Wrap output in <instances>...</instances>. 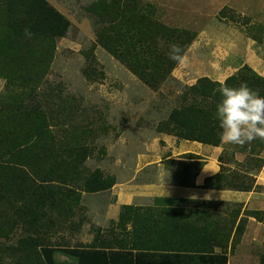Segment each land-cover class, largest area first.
I'll use <instances>...</instances> for the list:
<instances>
[{
  "label": "trees",
  "instance_id": "obj_1",
  "mask_svg": "<svg viewBox=\"0 0 264 264\" xmlns=\"http://www.w3.org/2000/svg\"><path fill=\"white\" fill-rule=\"evenodd\" d=\"M86 11L95 20L94 45L153 91L162 86L179 62L168 58V46L180 45L184 55L195 39L191 31L160 23L155 19L154 7L142 0H97ZM69 29V21L46 0H0V79L5 81L0 95V239L12 237L15 228L21 226L26 235L12 251L23 256L21 264H56L53 256L57 253L77 258V264H151L140 255L149 253L197 258L195 262L187 259V264H227L223 250L230 236L233 248L245 230L239 208L232 209L227 231L208 216H203L200 221L204 225L198 226V220L183 208L228 207L224 202L156 201L173 208L150 215L149 210L142 213L141 209L123 206L116 224L130 243L125 244L124 238V245L116 249L111 245L56 249L44 244L40 234L43 221L53 222L50 211L71 213L79 205L81 194L109 191L116 181L106 178L99 169L86 173L84 164L94 149L95 132L81 125L74 100L62 97L60 87L48 85L43 90L57 42L66 37ZM241 83L264 96V78L248 67L223 83L198 79L181 95L180 105L171 110L167 120L158 124L157 132L220 147L214 117L221 98L218 89L222 85L236 88ZM185 159L177 162L179 177L173 183L194 188L201 164L191 162L198 160L193 155ZM218 162L219 173L207 178L201 189L251 190L252 185L244 183V174L228 168L235 163L233 150L223 149ZM254 216L264 222V213ZM237 219L240 221L236 225ZM127 226L129 232L125 233ZM216 249L222 252L216 253ZM164 258L168 260L166 264L181 263L174 256ZM260 264H264V254Z\"/></svg>",
  "mask_w": 264,
  "mask_h": 264
},
{
  "label": "rangeland",
  "instance_id": "obj_2",
  "mask_svg": "<svg viewBox=\"0 0 264 264\" xmlns=\"http://www.w3.org/2000/svg\"><path fill=\"white\" fill-rule=\"evenodd\" d=\"M46 1L69 21L70 29L66 37L57 42L43 90L46 91L48 85L60 87L62 97L74 100L81 125L95 132L94 149L84 164L86 173L99 169L106 178L126 176L144 150L154 146L156 150H164L165 144L158 138L166 134L158 133L157 126L167 120L171 110L180 105L181 95L198 79L223 83L244 67L264 78V0H142L154 7L155 19L160 23L195 34L183 59L157 91L144 86L119 61L94 45L95 20L86 9L97 0ZM4 87L5 81L0 79V95ZM224 149L234 151L235 163L228 168L244 174V183L252 185L249 192L240 193L259 195L260 202L251 207L236 202H228L226 208L186 205L184 212L192 213L198 226L204 225L200 220L208 216L219 221L227 231L233 218L232 209L239 208V218L245 228L248 219L252 220L257 233L254 238L260 239L257 244L245 245L249 246L242 251L246 257L250 255V248L255 247V259L237 260L242 236L233 248L230 236L223 252L232 259L231 264H260L264 254V222L255 219L254 213H264V139L257 138L244 145L225 144ZM178 172L175 178L179 177ZM110 191L81 194L79 205L71 213L50 211L53 222L43 221L40 234L44 244L56 249L109 245L116 249L124 245L121 242L124 238L125 244H129V237L122 236L116 224L118 218L107 221L108 208H105L114 198ZM154 206L165 208L137 209L142 213L149 210L150 215L164 213L169 208L156 203ZM239 221L237 219L236 225ZM128 232L127 226L125 233ZM25 235L21 226H17L12 237L0 239V264H21L23 256L17 251L14 255L13 250ZM215 252L222 251L216 249ZM55 260L63 262L59 254H55Z\"/></svg>",
  "mask_w": 264,
  "mask_h": 264
},
{
  "label": "crops",
  "instance_id": "obj_3",
  "mask_svg": "<svg viewBox=\"0 0 264 264\" xmlns=\"http://www.w3.org/2000/svg\"><path fill=\"white\" fill-rule=\"evenodd\" d=\"M239 4L242 1H238ZM165 144L164 150H156L157 147L144 150L138 155L135 160L134 167L128 172L126 176L115 177V184L111 188V195L114 197L113 201L107 205L108 208L107 221L116 220L119 216L120 210L123 206H132L134 208H165V206L155 207L156 201H201V202H236L244 203L245 207H251L252 204L260 202V196L254 193H240L235 191H217L204 190L201 187L207 178L213 177L220 171V164L218 158L223 152L225 143L222 142L220 147H211L195 142H188L178 140L175 137L168 135H161L159 140ZM191 145V146H188ZM193 155L198 160L191 161L192 163L201 164V168L194 181V188H186L174 185L175 174L177 173V162L186 161L185 156ZM189 162V161H187ZM190 162V163H191ZM125 172V171H123ZM123 177V178H122ZM109 206V207H108ZM168 206V205H167ZM168 207L173 208V205ZM170 208V209H171ZM167 209V208H166ZM165 209V210H166ZM163 210V209H162ZM252 220L248 219L245 231L241 237V243L238 247V261H254L255 247L250 248V255L244 257V251L249 245L260 242L259 238H254ZM257 230H260L259 226ZM249 244L247 247L245 245ZM61 263L56 262L55 255L53 256L56 264H77V258L70 257L65 254H60ZM134 256L136 253H133ZM145 256L151 264H166L164 257L174 256L181 260L180 264H187L190 260L197 258H187L180 254L168 253H149L140 254ZM70 257V259L66 258ZM228 259V256H227ZM66 261V262H65ZM232 259L227 260V264H231ZM129 264H136L130 262ZM172 264H178L173 261Z\"/></svg>",
  "mask_w": 264,
  "mask_h": 264
},
{
  "label": "clouds",
  "instance_id": "obj_4",
  "mask_svg": "<svg viewBox=\"0 0 264 264\" xmlns=\"http://www.w3.org/2000/svg\"><path fill=\"white\" fill-rule=\"evenodd\" d=\"M183 50L178 44L168 46V58L183 59ZM218 92L220 100L215 106L214 117L220 140L225 144L244 145L257 138L264 139V96L241 83L232 88L222 85Z\"/></svg>",
  "mask_w": 264,
  "mask_h": 264
}]
</instances>
